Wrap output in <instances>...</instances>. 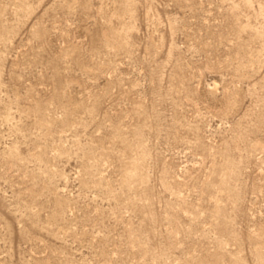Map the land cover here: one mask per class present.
<instances>
[{"label": "rangeland", "instance_id": "rangeland-1", "mask_svg": "<svg viewBox=\"0 0 264 264\" xmlns=\"http://www.w3.org/2000/svg\"><path fill=\"white\" fill-rule=\"evenodd\" d=\"M0 264H264V0H0Z\"/></svg>", "mask_w": 264, "mask_h": 264}]
</instances>
